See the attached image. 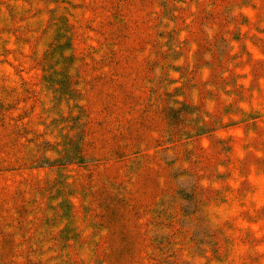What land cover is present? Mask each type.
Instances as JSON below:
<instances>
[{"label":"rangeland","instance_id":"1","mask_svg":"<svg viewBox=\"0 0 264 264\" xmlns=\"http://www.w3.org/2000/svg\"><path fill=\"white\" fill-rule=\"evenodd\" d=\"M0 264H264V0H0Z\"/></svg>","mask_w":264,"mask_h":264}]
</instances>
